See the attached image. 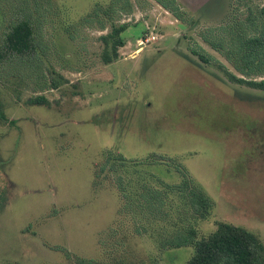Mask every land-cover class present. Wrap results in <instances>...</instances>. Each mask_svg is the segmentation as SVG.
I'll use <instances>...</instances> for the list:
<instances>
[{"label": "rangeland", "instance_id": "rangeland-1", "mask_svg": "<svg viewBox=\"0 0 264 264\" xmlns=\"http://www.w3.org/2000/svg\"><path fill=\"white\" fill-rule=\"evenodd\" d=\"M131 2L127 14L113 0H0V48L24 14L38 47L0 58V115L15 120L0 116V264H188L194 247L168 242L221 222L264 243V89L233 81L201 36L264 0H178L185 20ZM122 24L107 64L103 36ZM191 188L211 200L203 215Z\"/></svg>", "mask_w": 264, "mask_h": 264}, {"label": "trees", "instance_id": "trees-1", "mask_svg": "<svg viewBox=\"0 0 264 264\" xmlns=\"http://www.w3.org/2000/svg\"><path fill=\"white\" fill-rule=\"evenodd\" d=\"M114 3H123L121 12L131 14L133 5L131 0H113ZM177 19L185 20V11L178 0H155ZM103 27L104 24L102 23ZM127 24L114 26L112 34L114 40L109 49V37L103 36L106 49L103 60L109 64L119 57V47L125 42L121 34L126 30ZM35 24L32 18L24 14L16 23L11 25L4 44L0 48V58L23 60L37 54ZM203 40L212 48L222 54L241 75L228 72L230 78L238 83L246 84L257 89H264V8L250 11L244 18L235 23L208 27L201 34ZM194 55L205 62L216 61L215 56L206 51L200 44L191 47ZM262 77V79H257ZM43 98H37L34 103L41 104ZM3 119L9 120L4 114ZM162 192L153 190L148 199L150 209L164 207L165 201ZM191 205L199 214L210 208L211 200L201 190L191 188L188 193ZM173 247H194V254L188 264H264V243L258 235L242 226L221 222L216 231L201 239H197L194 228L186 233H179L170 240ZM73 264H97L94 260L78 258Z\"/></svg>", "mask_w": 264, "mask_h": 264}]
</instances>
